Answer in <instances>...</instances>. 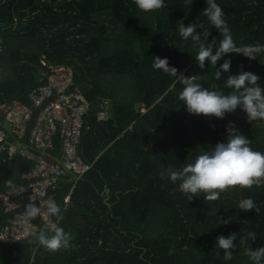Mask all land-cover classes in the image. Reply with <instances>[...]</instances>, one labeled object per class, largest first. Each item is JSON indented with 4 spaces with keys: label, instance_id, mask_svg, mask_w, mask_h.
Returning a JSON list of instances; mask_svg holds the SVG:
<instances>
[{
    "label": "trees",
    "instance_id": "1",
    "mask_svg": "<svg viewBox=\"0 0 264 264\" xmlns=\"http://www.w3.org/2000/svg\"><path fill=\"white\" fill-rule=\"evenodd\" d=\"M215 2L238 47L264 45V0ZM164 3L145 12L133 0H0V103H28V92L46 79L50 64L71 65L90 101L78 153L91 163L67 202L73 174L65 172L53 188L57 204L66 209L59 224L73 234L75 247L51 252L30 235L0 239V264H252L238 239L232 258L223 260L216 238L254 232L248 246H264V186L230 188L216 201H204L202 193L187 201L179 182L159 174L168 165L182 169L223 142L230 121L253 150L264 153V121H249L239 106L223 119L189 114L178 100L179 78L152 67V57H167L180 74L197 75L202 87L228 94L232 89L224 78L241 65L264 88V53L256 59L225 54L215 67L225 59L231 67L217 80L207 59L198 67L196 49L177 28L181 21L211 28L202 13L206 0ZM210 31L209 42L222 39L215 28ZM103 108L108 116L98 119ZM55 147L59 151V140ZM29 165L21 156L0 154V191L23 181ZM248 197L258 213L236 207ZM15 212L0 203V229Z\"/></svg>",
    "mask_w": 264,
    "mask_h": 264
},
{
    "label": "clouds",
    "instance_id": "2",
    "mask_svg": "<svg viewBox=\"0 0 264 264\" xmlns=\"http://www.w3.org/2000/svg\"><path fill=\"white\" fill-rule=\"evenodd\" d=\"M134 4L141 11H154L166 7L164 0H133ZM185 6H190L193 0H183ZM206 7L202 13L211 28L205 27L203 22H191L185 26L181 21L177 28L179 35L185 40H191L192 46L196 49L195 58L198 61V67H205L206 59L211 66L216 69L217 62L228 53H239L248 59H256L261 53H264V45L259 42L251 45L237 46L231 29L224 19L222 8L215 0H206ZM215 28L222 39L217 40L212 37L210 29ZM215 51L213 53V48ZM154 69L163 71L170 76L179 78V83L183 85L178 93V100L186 105L189 114L214 116L223 119L226 113H233L239 106L247 115L249 121H264V88L258 81L260 78L251 72L243 71V66L237 74H229L225 80V87L232 89L228 94H223L217 90H209L197 83L198 76H185L180 74L175 67L168 63L167 57H152ZM231 67V61L225 59L219 69L215 71V79H221V70L228 73ZM226 137L223 142H217L210 151L199 153L194 159L184 165L182 169H175L168 165L159 174L161 179H169L172 183H177L179 191L184 194L187 201L203 194L204 201H216L221 198L222 193H226L230 188L250 189L253 186H264V153L253 150L250 146L251 141L242 135L229 122L226 126ZM11 187V182H9ZM19 194V193H16ZM46 193L41 191L29 197V202L24 205V211L21 214L20 221L25 226V231L51 252H56L70 247H75L71 242L74 240L73 234L66 232L59 224L63 219L61 207L51 198L43 199ZM39 200L37 205L36 201ZM42 200V203L40 201ZM241 211L247 212L255 210L259 212L255 201L248 197L241 199L237 206ZM46 223L42 228L33 229L31 221L42 214ZM55 220H51V218ZM228 220H222L227 224ZM239 246L243 247L245 255L252 261V264H264V246L252 248L248 246V241H255L256 234L247 232L244 235H237L233 232L225 235H219L216 238V246L223 250V260L232 258V250ZM171 254V251H170ZM216 258H221V251H217Z\"/></svg>",
    "mask_w": 264,
    "mask_h": 264
},
{
    "label": "built area",
    "instance_id": "3",
    "mask_svg": "<svg viewBox=\"0 0 264 264\" xmlns=\"http://www.w3.org/2000/svg\"><path fill=\"white\" fill-rule=\"evenodd\" d=\"M27 97L28 103L17 100L0 103V154L31 161L22 171L23 181L0 191L3 210L16 211L0 229V239L5 242L28 236L20 217L31 195L43 191L46 193L43 199L51 198L57 203L53 188L58 185L59 177L70 172L75 179L64 197L67 202L75 181L91 167L78 153L83 129L87 127L85 117L90 101L75 81L73 67L50 64L46 79L33 87ZM100 118H103L101 112ZM7 122L10 129L5 125ZM56 140L60 141L59 151H56ZM43 211L31 221L33 229H38L39 223L49 222Z\"/></svg>",
    "mask_w": 264,
    "mask_h": 264
},
{
    "label": "crops",
    "instance_id": "4",
    "mask_svg": "<svg viewBox=\"0 0 264 264\" xmlns=\"http://www.w3.org/2000/svg\"><path fill=\"white\" fill-rule=\"evenodd\" d=\"M101 113H104L106 116H108V112H107V109L105 108H103V109H101V111H100Z\"/></svg>",
    "mask_w": 264,
    "mask_h": 264
},
{
    "label": "water",
    "instance_id": "5",
    "mask_svg": "<svg viewBox=\"0 0 264 264\" xmlns=\"http://www.w3.org/2000/svg\"><path fill=\"white\" fill-rule=\"evenodd\" d=\"M5 125H6V127H7L8 129H10V124H9L8 122H7ZM8 139L10 140L11 137L9 136Z\"/></svg>",
    "mask_w": 264,
    "mask_h": 264
},
{
    "label": "rangeland",
    "instance_id": "6",
    "mask_svg": "<svg viewBox=\"0 0 264 264\" xmlns=\"http://www.w3.org/2000/svg\"><path fill=\"white\" fill-rule=\"evenodd\" d=\"M141 110H144V108L142 107ZM101 115H103V117H105L106 115L104 113H101ZM69 200V199H68Z\"/></svg>",
    "mask_w": 264,
    "mask_h": 264
}]
</instances>
